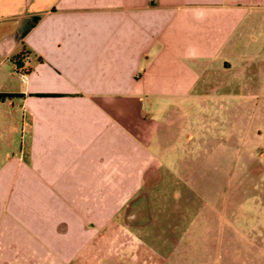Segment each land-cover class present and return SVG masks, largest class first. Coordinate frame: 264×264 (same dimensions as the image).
<instances>
[{"label":"crops","instance_id":"crops-1","mask_svg":"<svg viewBox=\"0 0 264 264\" xmlns=\"http://www.w3.org/2000/svg\"><path fill=\"white\" fill-rule=\"evenodd\" d=\"M263 93L264 0H0V264H85L156 142Z\"/></svg>","mask_w":264,"mask_h":264},{"label":"rangeland","instance_id":"rangeland-1","mask_svg":"<svg viewBox=\"0 0 264 264\" xmlns=\"http://www.w3.org/2000/svg\"><path fill=\"white\" fill-rule=\"evenodd\" d=\"M231 101L207 138L156 142L138 198L86 228L85 264H264V93Z\"/></svg>","mask_w":264,"mask_h":264},{"label":"built area","instance_id":"built-area-1","mask_svg":"<svg viewBox=\"0 0 264 264\" xmlns=\"http://www.w3.org/2000/svg\"><path fill=\"white\" fill-rule=\"evenodd\" d=\"M15 70H16L19 78L21 79V81H24L27 78V72L24 69H22L20 67H16Z\"/></svg>","mask_w":264,"mask_h":264},{"label":"trees","instance_id":"trees-1","mask_svg":"<svg viewBox=\"0 0 264 264\" xmlns=\"http://www.w3.org/2000/svg\"><path fill=\"white\" fill-rule=\"evenodd\" d=\"M24 51H22L20 54H18V55H16V56H14L13 58H12V62L13 63H17L18 61H19V59L22 57V55H24ZM18 67V66H17ZM26 71V70H25Z\"/></svg>","mask_w":264,"mask_h":264}]
</instances>
